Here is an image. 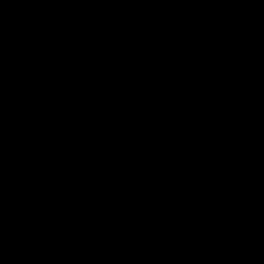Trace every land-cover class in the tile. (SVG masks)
<instances>
[{"label":"flooded vegetation","instance_id":"af4514ba","mask_svg":"<svg viewBox=\"0 0 264 264\" xmlns=\"http://www.w3.org/2000/svg\"><path fill=\"white\" fill-rule=\"evenodd\" d=\"M29 16L0 9V264H264V92L162 142L146 78Z\"/></svg>","mask_w":264,"mask_h":264},{"label":"rangeland","instance_id":"374dc122","mask_svg":"<svg viewBox=\"0 0 264 264\" xmlns=\"http://www.w3.org/2000/svg\"><path fill=\"white\" fill-rule=\"evenodd\" d=\"M0 0V9L8 12H30L39 27H46L58 32L60 43L68 48L69 37H76L78 25L82 24L83 38L86 40L84 52L93 63L107 64L110 53H116L114 47L115 36L111 29H106L104 35L93 26L94 17L100 12L96 6L105 0ZM172 5V0L166 1L171 10L169 18L179 15L177 7L180 2ZM193 2V0H188ZM212 8L200 11L194 8L191 13L192 38L185 39L189 50L184 48V55L179 53L181 48L179 40L173 39L168 49L164 47L157 50L155 62L168 57L167 65L160 73L171 72V76L178 75L180 92L175 98L177 104L170 107L169 113L172 125H186L201 132L211 120L213 111L221 103H248L258 92H264V0H208ZM107 9L111 7L107 4ZM133 12H138L135 7ZM122 18V17H121ZM157 31L156 27L153 28ZM168 32L163 39L169 41ZM176 59L181 67L174 66ZM151 63L152 58L144 59ZM136 59L130 63L135 64ZM157 68L156 66H154ZM142 81L146 77L142 75ZM92 90V89H90ZM214 92H218L214 99ZM123 106L122 102H116ZM153 111L144 112L137 108L134 112L136 118L146 116V121L153 116ZM148 125V124H147ZM149 128V125H148ZM153 128L150 127V130ZM157 140L165 141L167 135L164 130L156 132ZM254 137H252L253 139Z\"/></svg>","mask_w":264,"mask_h":264},{"label":"trees","instance_id":"16d2710c","mask_svg":"<svg viewBox=\"0 0 264 264\" xmlns=\"http://www.w3.org/2000/svg\"><path fill=\"white\" fill-rule=\"evenodd\" d=\"M167 0H105L106 4L102 1L96 6L97 14L93 22V26L99 29V34L104 35L105 30L111 29L115 36L114 47L116 53H110L108 59L113 57L117 65L124 69L120 74H127L133 80H141L144 75L148 83L149 97L146 101L147 111H153L154 114L149 118V129L153 125V121H164L168 117L169 108L177 104L176 94L180 92V82L177 78L171 76V72H166L161 75L162 70L167 65L168 57L163 58L156 63L155 57L157 50L164 47V52L168 49L170 42L173 39L181 38L179 40L180 50L179 53L184 55V48L189 50L185 39L192 38L191 31V13L194 8L200 11L203 9H211L212 6L208 0H183L179 3L177 10L179 15L174 16L173 19L169 18L171 10L166 6ZM179 0H172V5ZM89 3L85 0V4ZM107 4L111 7L107 9ZM135 7L138 12H133L132 8ZM122 17V18H121ZM80 26H83L80 24ZM156 27L157 31H154ZM170 32L171 39L166 41L163 36ZM136 59L135 64H131V59ZM152 58V62H145L144 59ZM174 66L181 67V64L174 59ZM126 65V66H125ZM156 66L157 68H155ZM152 79V82H148ZM218 93V92H215ZM217 95H215L216 97ZM131 101V107H139V98L128 96Z\"/></svg>","mask_w":264,"mask_h":264}]
</instances>
